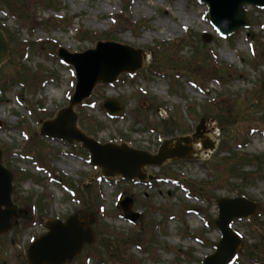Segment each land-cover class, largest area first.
<instances>
[{"label":"rangeland","instance_id":"1","mask_svg":"<svg viewBox=\"0 0 264 264\" xmlns=\"http://www.w3.org/2000/svg\"><path fill=\"white\" fill-rule=\"evenodd\" d=\"M243 9L249 25L221 36L198 0H0V30L10 38L0 67V159L13 173L11 200L20 211L0 234V264H27L26 249L47 231L45 223L69 215L87 218L95 236L65 264H202L221 236L216 199L238 196L256 210L230 223L241 241L230 264L261 261L264 8ZM95 39L142 48L147 59L137 72L97 85L74 106L81 131L101 143L154 153L164 138L191 135L204 117L191 145L205 139L215 149L148 166L151 181L109 179L89 163L80 143L41 136V123L68 104L75 85L74 70L57 49L81 52ZM108 98L122 107L114 117L102 106ZM164 126L168 133L160 134ZM162 174L181 177L185 185ZM125 196L139 213L135 222L119 206ZM244 242L255 254L244 252Z\"/></svg>","mask_w":264,"mask_h":264},{"label":"water","instance_id":"2","mask_svg":"<svg viewBox=\"0 0 264 264\" xmlns=\"http://www.w3.org/2000/svg\"><path fill=\"white\" fill-rule=\"evenodd\" d=\"M209 5L208 18L216 30L222 34H230L237 28L247 26L248 21L242 8L243 4L264 7V0H203ZM7 42L0 31V65L7 59ZM58 56L73 66L76 73V85L67 107L61 109L52 120L43 122L41 134L51 138H61L69 143L81 142L90 153V163L98 166L107 177L121 176L126 179L143 180L147 177L144 167L160 166L167 160L194 158L191 142L200 136L204 119L195 127L191 136H179L164 139L154 154L135 149L124 143L101 144L87 136L76 127L77 117L73 106L87 98L97 83L115 81L122 72H134L141 68L144 58L142 49L113 41H98L95 48L80 53H69L65 49L58 50ZM104 108L110 115L116 114L120 105L114 99H106ZM203 148H213V144L202 140ZM1 156V151H0ZM151 179L152 176L148 175ZM12 173L0 163V233L13 225L15 210L10 199ZM218 218L216 225L222 237L217 244L216 252L205 258L203 264H227L239 246L237 235L229 228L233 218H247L255 211V204L244 198L217 199ZM121 208L125 217L135 221L138 214L130 211L131 199L124 198ZM49 229L33 241L27 250L28 264H64L80 253L85 243L93 241L91 228L86 220L81 222L70 216L65 223L57 220L45 224ZM66 229L64 239L56 238V230Z\"/></svg>","mask_w":264,"mask_h":264},{"label":"trees","instance_id":"3","mask_svg":"<svg viewBox=\"0 0 264 264\" xmlns=\"http://www.w3.org/2000/svg\"><path fill=\"white\" fill-rule=\"evenodd\" d=\"M9 39H10V38L8 37V40H9ZM179 42H180V41H179ZM165 44H166V43H163V45H165ZM163 49H164V48H163ZM161 58H162V57H161ZM153 59L156 60V58H154V57H153ZM154 66H155V68H159V69H161V66H160L158 63H156ZM219 68H220V67H219ZM220 69H221V68H220ZM223 74L226 75L224 72H223ZM224 75H223V76H224ZM220 129L224 132V126H223V125H221ZM166 130H167V129L165 128V131H163L164 134H165ZM167 133H168V131L166 132V134H167ZM170 134H172V133H170ZM241 157H242V156H241ZM255 158H256V161H257L258 164H259V163H262V160H260L261 157L259 158V156H256ZM262 158H263V161H264V157H263V156H262ZM238 165H239V164H238ZM232 168H233V167H232ZM235 169H236V168H233V169H231V170L234 171ZM244 248H245L246 252H249V254H251V255H252V254H255V252H256L255 248H253L251 245H247L246 243H245V245H244ZM251 255H250V256H251ZM262 261H264V257H263V256L261 257V262H262Z\"/></svg>","mask_w":264,"mask_h":264},{"label":"bare ground","instance_id":"4","mask_svg":"<svg viewBox=\"0 0 264 264\" xmlns=\"http://www.w3.org/2000/svg\"><path fill=\"white\" fill-rule=\"evenodd\" d=\"M214 145V144H213ZM194 150L198 155H206L208 153H210L211 149H204L199 143H196L194 145ZM62 166L67 167V168H71L72 166H70L69 164H64L62 163Z\"/></svg>","mask_w":264,"mask_h":264}]
</instances>
